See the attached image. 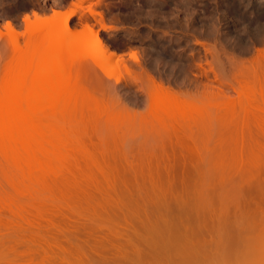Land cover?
Returning <instances> with one entry per match:
<instances>
[{"label":"rangeland","instance_id":"1","mask_svg":"<svg viewBox=\"0 0 264 264\" xmlns=\"http://www.w3.org/2000/svg\"><path fill=\"white\" fill-rule=\"evenodd\" d=\"M230 3L0 0V27L23 32L26 15L53 11L63 26L74 13L69 33L101 42L46 72L62 75L52 92L71 108L38 146L49 167L0 130V264H264V18ZM13 63L4 36L0 99L4 78L41 71ZM68 80L80 94L65 101Z\"/></svg>","mask_w":264,"mask_h":264},{"label":"bare ground","instance_id":"2","mask_svg":"<svg viewBox=\"0 0 264 264\" xmlns=\"http://www.w3.org/2000/svg\"><path fill=\"white\" fill-rule=\"evenodd\" d=\"M230 1V6L232 10L236 13L243 15V17L247 18L248 13L252 10L255 14L256 20L264 18V10H262L263 5H258L256 4V2H252L253 0L248 2H246L245 0ZM262 3L264 4V2ZM73 15L74 13L65 17L63 26H58L57 23L60 18L64 16L59 11H53L52 15L49 17L42 16L37 13H33L32 17L30 15H26L23 19V22L25 23V31L23 32H19L16 27L9 21L6 22L2 27H0V38L8 36L10 40L14 55V68H26V70H30L32 69V67H39L41 69V71L37 74H29V76L22 80V82L16 85H12V83L10 82L8 83L6 80L7 78H4L3 80V82L5 83V87L6 89H8V91L4 92V94L6 93V98L3 97V99H0V130L2 133L1 135H3L4 139L12 141V143L14 142L13 148H16V150H23L26 152L30 151L33 154L35 150L34 148L37 147L38 149L36 148L37 150L34 153V155H36L37 151H40L42 149V147L41 149H39L40 147L38 146H42L43 142H46V137L50 134V136H54L55 132L52 133L53 130H51V118L57 115H61L63 113V115H66L65 113H68L71 110L70 106H62L61 104L63 102L62 100L65 97L60 98L58 92H52L53 85L62 75L59 74L57 76L54 75L55 77H51L46 75V72H48L49 70H54L58 72L62 70L63 65H65L68 69L71 64L68 59H66V52L69 51V53H73V50L76 51L77 48V51L80 50V47H82L85 41H87L88 44V40H93L92 42L97 45V48L101 47L99 37H93L91 31L87 28L81 33L77 32L78 34L69 33L68 22L70 17H72ZM3 29L5 32H3ZM78 45L79 47H76ZM84 45H86V43ZM72 53L68 54L69 56L71 55L69 57L70 59L72 57ZM111 53L113 52L111 51ZM75 71L76 72H74V75L80 76L77 73L79 72V69ZM75 81L76 80H71V82ZM69 84L70 83L68 80V88L66 95L67 98L65 99V101H68L69 99L80 94V90L79 93H77V90L71 88ZM77 86H79V84ZM158 87L161 89V92H163L162 94L164 96V102L162 100L161 101L163 105L165 104L166 111H169L170 113L169 115L176 118L177 115H180V113L182 114L183 112L184 114V106L179 102V100L174 98L172 94H169L171 92L167 91V89H164V87ZM160 89L158 90V88H156L158 93L157 95L160 94ZM161 96H159L160 99L162 98ZM7 97L12 98V101L10 103L6 102ZM55 129L56 128H54V130ZM66 132L68 131L66 130ZM69 134L70 133H67L66 136H61L62 139L59 137V139L57 140L58 142L56 141L57 144H60V146L63 145L65 148V145L70 142L69 138L71 137V135L69 136ZM1 135L0 137H2ZM44 145L46 149L47 146L46 144ZM45 149L41 150V152H43ZM62 149L63 147L61 148V151ZM46 151L40 153L43 156H41L42 158H44V155L45 158L48 156V160L51 155H46L48 154V152ZM52 151L55 152V150H51V153H53ZM65 151L66 152L64 153L68 152L67 149ZM61 154H63V152H61ZM52 155L53 158L54 156H56L54 155V153ZM33 159H35V161L39 160L37 157L35 158V156ZM43 160L44 162L47 161L46 159H42V162ZM51 162V160H48L47 164L45 163L46 166L49 167V164ZM50 172L52 174V169ZM53 174L55 173L53 172ZM20 190L21 189H18V191ZM16 193L18 192L16 191ZM23 193L24 192L21 191V195H24ZM31 258L32 257H30V259ZM47 258L48 257L45 256L43 258V261L47 260ZM43 261L42 263H44Z\"/></svg>","mask_w":264,"mask_h":264}]
</instances>
